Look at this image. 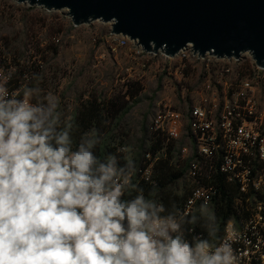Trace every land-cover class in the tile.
Instances as JSON below:
<instances>
[{
	"label": "clouds",
	"instance_id": "clouds-1",
	"mask_svg": "<svg viewBox=\"0 0 264 264\" xmlns=\"http://www.w3.org/2000/svg\"><path fill=\"white\" fill-rule=\"evenodd\" d=\"M41 94L0 82V264H240L207 201L197 215L145 196L130 154L101 159L96 128L76 143L79 125Z\"/></svg>",
	"mask_w": 264,
	"mask_h": 264
},
{
	"label": "built area",
	"instance_id": "built-area-1",
	"mask_svg": "<svg viewBox=\"0 0 264 264\" xmlns=\"http://www.w3.org/2000/svg\"><path fill=\"white\" fill-rule=\"evenodd\" d=\"M7 1L11 5H22ZM30 8L64 14L71 22L66 10ZM109 36L115 43L111 45L112 51L130 43L135 58L162 57L169 62L166 64L168 72L172 62L178 59L184 62L182 71L187 69L186 62L190 59L202 63V82L192 91L185 110L158 102L150 130L174 144L188 141L191 146V149L189 146L181 149L183 160L189 164L185 179L193 186L181 210L196 214L206 201L212 209L221 190L218 184L202 185L203 181L216 182L217 176H221L229 186H237L236 213L227 222L223 238L233 236V248L240 257V264H264V68L257 66L250 52L243 53L239 59L209 54L201 58L189 46L175 57H168L162 52L148 53L137 42L111 31ZM54 42L59 44L60 39ZM245 62L250 66L247 72L241 69ZM37 64L43 66L42 62ZM3 81H7L10 92L21 90L12 89L11 72L0 64V82ZM162 157L163 151L154 156L146 154L150 164L141 171L142 180L153 183L154 165Z\"/></svg>",
	"mask_w": 264,
	"mask_h": 264
},
{
	"label": "rangeland",
	"instance_id": "rangeland-1",
	"mask_svg": "<svg viewBox=\"0 0 264 264\" xmlns=\"http://www.w3.org/2000/svg\"><path fill=\"white\" fill-rule=\"evenodd\" d=\"M1 5L0 13L6 12L11 6L7 0H3ZM26 8L16 6L19 12L10 11L3 13V16L0 14V39H12L15 26L18 30L33 29L42 47L52 43L55 45V37L60 39L57 54L49 52L48 66L37 77V81H48L44 89H41L40 85L32 87L42 90L41 99L49 92L57 96L60 101L59 110L64 117L71 119L77 116L80 105L92 98L98 99L99 102L121 99L127 112L118 115L109 125V129L116 145H127L133 158L143 157L145 150L152 144L150 127L156 104L161 101L175 109L185 110L192 91L202 82V63L192 59L186 62L187 71H182L184 68H181V65L184 62L178 59L172 62L168 72L166 64L169 62L162 57L135 58L130 43L112 51L111 45L115 43H112L109 36L110 24L92 22L72 28L67 20L62 22L58 14H55L53 19L45 18L47 21L43 23L38 10L31 11ZM8 14L14 15L13 21L8 22ZM10 25L14 27L11 28ZM12 43L10 45L16 46ZM4 50L6 49L0 41V51L5 52ZM20 61V66L17 65L12 70L13 80L28 86L27 81L36 79L30 80V75L27 74V59ZM138 89V94L130 98L129 93ZM188 144V141L176 144L172 156L184 161L181 149L183 146H189ZM189 147L191 149V146ZM186 182L185 178L180 181L178 189H182Z\"/></svg>",
	"mask_w": 264,
	"mask_h": 264
},
{
	"label": "water",
	"instance_id": "water-1",
	"mask_svg": "<svg viewBox=\"0 0 264 264\" xmlns=\"http://www.w3.org/2000/svg\"><path fill=\"white\" fill-rule=\"evenodd\" d=\"M67 11L73 26L111 25L144 51L175 57L191 46L201 58L239 59L250 52L264 68V0H14Z\"/></svg>",
	"mask_w": 264,
	"mask_h": 264
},
{
	"label": "trees",
	"instance_id": "trees-1",
	"mask_svg": "<svg viewBox=\"0 0 264 264\" xmlns=\"http://www.w3.org/2000/svg\"><path fill=\"white\" fill-rule=\"evenodd\" d=\"M16 6L17 5L9 6L6 12H19L20 10H17ZM24 6L27 7L26 5ZM26 9L31 11L37 10L36 8L30 7H27ZM38 11V13L41 15L40 17L43 23L44 21H47L45 18H52L55 14H58L46 13L42 10ZM6 12L4 11L3 13L6 14ZM3 13H0L1 16H3ZM58 15L60 16L59 18L62 19V22L65 19L72 28H76L64 15ZM6 17H8V22H11L13 21L12 17H14V15L8 14ZM55 19L57 20V18ZM10 27L13 28L14 26L10 25ZM15 28L16 26L13 28L12 39H9L8 37H2L0 39V41L2 42V47L8 50H4L5 52L0 51V64L5 67V69L10 70L11 72L12 89H21L23 84L19 81L13 80L12 70H14L17 65L20 66V60L27 59V61L25 62L27 74L30 75V80L31 78L36 79L34 81H27L28 86L32 87L40 85L41 89H44L48 81H37V77L40 76L43 73V70H45L48 66L47 56L49 55V52L57 54L58 44L55 43L54 45L52 43L47 47H42L37 40V33L33 31V29L27 28V30H18L17 28ZM55 39H57V37H55L54 40ZM12 42L16 46L10 45ZM33 59H35V61ZM38 62H42L43 66L41 67L40 65H38ZM241 69L244 70V72H247L248 69H250V66L247 62H245L243 63ZM184 71H187V69H185ZM139 91L140 90L138 89L133 93H129L130 98L136 96ZM125 112H127V108L119 98L110 100L108 102H99L98 99L92 98L91 100L82 103L78 108L77 116L72 118L79 125L78 130L74 131L73 133L74 141L78 143L80 135L83 132L89 131L92 128H96L102 135V143L96 149V154L101 159H103L108 153H117L118 150H121L119 153L120 155H123L125 153L130 154L128 146L124 143L116 145V141H114V137L111 135L112 133H110L111 131L109 129V125L111 124V122H113V120H116L118 115ZM151 142V146H149L148 149L145 150L143 157H134L137 165V171L134 175V183H137L144 189L145 196H148L149 192L152 191L153 188H155L157 190L156 198L167 208L171 209V205L175 203L178 208L182 209L185 202L190 197L193 189V186L189 185L187 182L182 189H178L179 182L185 178L188 172L189 164L186 161H181L179 157L176 158L172 156V152L176 144L168 141L166 137L152 133ZM123 147H126L127 150L124 151ZM159 151H163L164 157H162V159L154 165L151 177L153 183L145 182L141 179V171H144L150 164V162L146 159V154L151 153L152 156H154ZM201 184L219 185V189L221 190L220 198L214 202L211 210L215 213V216L217 218V224L219 228L218 236L223 238L227 222L236 213L235 199L239 197V190L235 185L229 186L228 184H226L225 179L221 176H217L216 182L215 180H207L201 182ZM133 195H135V193H133ZM196 214L198 215L199 213L197 212ZM195 233L204 237L207 236L205 230L199 225L196 226ZM188 239H191V236H189Z\"/></svg>",
	"mask_w": 264,
	"mask_h": 264
}]
</instances>
